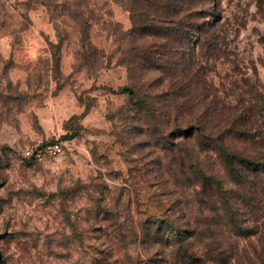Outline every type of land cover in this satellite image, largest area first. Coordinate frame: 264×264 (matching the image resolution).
<instances>
[{"label": "rangeland", "instance_id": "374dc122", "mask_svg": "<svg viewBox=\"0 0 264 264\" xmlns=\"http://www.w3.org/2000/svg\"><path fill=\"white\" fill-rule=\"evenodd\" d=\"M138 4L0 0V233L8 232L0 264H128L92 222L96 202L130 210L134 223L171 212L187 232L186 199L195 258L175 262L139 246L128 251L133 263L264 264V194L250 202L233 194V223L211 205L214 198L201 204L186 194L179 163L170 159L173 117L191 110V92L181 87L188 66L193 90L206 95L200 110L217 97L239 109L251 104L264 136V0H194L196 9L181 16L190 39L134 68L133 48L150 42L128 32ZM125 85L147 96L152 109L120 93ZM52 134L69 138L65 154L43 162L23 157L30 143Z\"/></svg>", "mask_w": 264, "mask_h": 264}, {"label": "trees", "instance_id": "16d2710c", "mask_svg": "<svg viewBox=\"0 0 264 264\" xmlns=\"http://www.w3.org/2000/svg\"><path fill=\"white\" fill-rule=\"evenodd\" d=\"M196 6L194 0H139L138 11L133 19L131 17L132 25L128 32L131 36L137 32L140 34L139 39L148 37L150 42L143 41L133 48L130 59L133 67L137 68L150 59H156L163 54L164 48L173 52L179 43L189 40L192 34L184 32L186 28L181 16H188L187 12L196 9ZM84 24L90 25V22L86 20ZM216 24L217 19L204 27L200 41L214 31ZM205 44V41L200 42L198 48H203ZM190 69L188 66V71L184 70L186 81H183L181 87L183 92L184 89L191 92V110L188 114L173 117L174 136L170 146V159L171 162L176 159L179 163L184 177L179 183L192 193L186 194L195 197L201 204L206 198H214L211 205L222 207L235 223L234 211L237 210L231 196L235 194L250 202L258 199L255 196L252 198L253 194H264V136L260 135V128L254 126L256 112L251 104L239 109L237 105L217 97L212 105L206 104L200 110L196 105L203 103L206 95L193 90V80L188 77ZM134 71L142 73L140 69ZM119 92L126 94L140 109H152L147 96H138L133 86H122ZM198 97L204 99L199 101ZM239 102L243 103L244 99L238 100ZM87 109H84L82 115ZM176 147L177 152L174 153ZM207 154L210 160L206 159ZM212 164H217L220 169H213ZM167 171L172 172L169 167ZM172 179L178 182L177 175ZM247 179L249 186L245 188L244 182ZM188 201H182L185 207V225L190 228H187V232L182 229L184 225L175 222L171 212H162L161 216H150L144 222L134 223L130 210L127 209V214L124 215L119 210L96 202L98 209L91 212V217L106 239L114 240L120 245L128 264H135L128 251L139 246L145 247L153 255L168 254L170 260L177 262L180 259L195 258L197 252L193 247L195 229L191 227V219L187 216L190 208ZM122 220L124 221L121 223ZM169 259L161 261L167 264Z\"/></svg>", "mask_w": 264, "mask_h": 264}, {"label": "built area", "instance_id": "2783aa9c", "mask_svg": "<svg viewBox=\"0 0 264 264\" xmlns=\"http://www.w3.org/2000/svg\"><path fill=\"white\" fill-rule=\"evenodd\" d=\"M69 146V138L59 135H50L45 139H36L23 151L25 159L43 162L66 153Z\"/></svg>", "mask_w": 264, "mask_h": 264}, {"label": "water", "instance_id": "95a60500", "mask_svg": "<svg viewBox=\"0 0 264 264\" xmlns=\"http://www.w3.org/2000/svg\"><path fill=\"white\" fill-rule=\"evenodd\" d=\"M7 235H8V232L7 231L0 233V240L3 239L4 237H6ZM0 261H2V254H1V252H0Z\"/></svg>", "mask_w": 264, "mask_h": 264}]
</instances>
